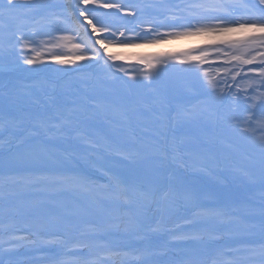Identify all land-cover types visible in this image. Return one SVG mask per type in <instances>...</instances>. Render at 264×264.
Segmentation results:
<instances>
[{
	"label": "snow or ice",
	"instance_id": "1",
	"mask_svg": "<svg viewBox=\"0 0 264 264\" xmlns=\"http://www.w3.org/2000/svg\"><path fill=\"white\" fill-rule=\"evenodd\" d=\"M174 7L176 10L172 11L168 5H160L164 11L157 15L163 19H140L148 27L137 30L117 19L121 11L133 20L141 17L143 9L131 0L118 3L76 0L74 4L64 0H0V55L14 53L17 45L21 53L31 51L33 55L18 57L23 60L21 67L38 64L42 54L37 51L38 45L60 48L62 44L53 41H70L68 36L53 33L68 31L80 17L88 21L81 25L84 29L91 27L92 33L99 32L107 38V43L97 39L72 45L83 55L50 57L59 65H75L58 68L56 72L79 74L77 79L85 87L69 83L60 97L53 98L39 113L17 117L9 109L0 116V137L8 133L7 140L0 138V151L25 165L26 172L18 175L9 170L0 175V200L5 202L0 209L3 217L0 231L8 236L6 243L27 239L12 234L16 217L24 211L16 204L17 190L42 195L97 192L101 199L125 208L152 201L158 191L170 185L175 162L185 159L182 154L189 145L176 136V130L205 119L219 137L235 136L258 154L264 183V0H189ZM233 33L242 34L221 39L218 44L209 42L140 56L130 65L117 63L118 57L108 52L113 42L158 44L185 37ZM41 36L46 39H38ZM93 66L99 76L88 71ZM121 91L124 95L117 98ZM200 97L204 98L200 104L188 106L193 98ZM113 125L121 126L120 131L130 130L132 136H136L138 127L147 129L128 143L124 154L126 159L142 164L133 172L139 182L112 175L105 177L106 185L92 189L84 177L45 171L43 162L55 156L53 147L64 143L92 147L94 137ZM163 199L167 200L166 194ZM249 219L251 222L232 237L238 247L220 254L232 259L218 264H264V205L258 214L251 211ZM128 221L127 228L136 231L139 227L136 217L130 215ZM36 223L42 234L54 237L48 241L53 248L84 245L77 249L84 255L94 247L83 239L66 237L67 225L60 218L40 219ZM227 223L236 221L229 219ZM10 251L4 249L5 253ZM0 264L4 261L0 260ZM84 264H103V260L97 257L94 261L85 260ZM129 264L145 261L138 257ZM189 264L199 262L192 260Z\"/></svg>",
	"mask_w": 264,
	"mask_h": 264
},
{
	"label": "trees",
	"instance_id": "2",
	"mask_svg": "<svg viewBox=\"0 0 264 264\" xmlns=\"http://www.w3.org/2000/svg\"><path fill=\"white\" fill-rule=\"evenodd\" d=\"M142 4L139 7L143 9V16L145 18H148L147 15V8L148 6H151L155 12V15L158 19H163V16L157 15V13L164 11V9L160 8V5H168L169 8L172 11H175V5H184L189 2V0H140ZM65 3H71L74 4L73 0H64ZM132 3H135L138 5L139 0H131ZM145 7V8H144ZM130 20L132 18L130 17ZM88 21L83 20L82 17L78 19V22H74V24L70 27V32H65V33H59L56 36H68L70 37V41H74L72 45L80 43L81 41H87L91 43L92 41H95L97 39H104L105 43H107V38L105 37L104 34L102 33H92L91 32V27H88L87 29H84L81 25L87 24ZM133 28V27H131ZM90 33V35L86 34ZM135 33H129V35H134ZM242 33H233V34H228L226 36H192V37H185L181 39H174V40H167V41H162L161 43L158 44H146L142 43L139 41H133V42H127L125 43H116L113 42L112 44L109 45L108 47V52L111 54H114L118 57L117 63H125V64H132L137 61V59L140 56H152L161 52H166V51H178L182 50L184 48L188 47H193V46H203L206 43L212 42V43H219L221 39H232L236 38L237 36L241 35ZM55 43H61L62 47L60 48H49L46 46H41L43 48L42 54L40 56L39 64L36 68H39L40 73H42L43 78L45 81H50V85L55 84V82H59L60 80H67V84L71 83L72 84V79L75 73H69L68 75H64L63 73L55 74L53 77L49 75V72L47 71L46 64L51 61L50 57V52L53 51V49H57L59 51L58 56H61L63 58H72L75 55H83L84 53H81L78 49H75L72 47H68L65 43V41H53ZM69 42V41H66ZM96 47H98V44H96ZM42 55H46V57H42ZM123 57L124 60L120 61L119 58ZM78 63H84L83 61H80ZM63 68H72L75 67V65H63ZM59 68V67H58ZM89 72L91 73H96L97 76L100 74L97 72L96 67L93 66L88 69ZM3 68L0 66V74H2ZM55 73V72H54ZM79 75V74H78ZM78 80V79H77ZM76 84L84 85L81 83L79 80L77 81ZM196 85H199L198 83ZM56 86V84H55ZM197 88V87H196ZM124 93L121 91L118 93V96H123ZM193 95H195V89H193ZM199 98H193L190 102L194 103L197 101ZM211 124V123H210ZM121 126L117 125L116 128V135L115 138L116 140H121L123 134H129L131 136V139H135V136H132L130 134V130L125 129L123 131H120L119 128ZM99 135L103 137V132H100ZM99 140H103L102 138L96 139L94 145L98 144ZM243 141V140H242Z\"/></svg>",
	"mask_w": 264,
	"mask_h": 264
}]
</instances>
